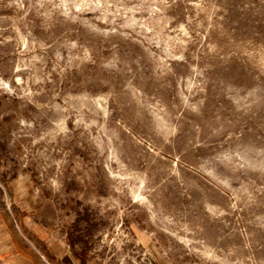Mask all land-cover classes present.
I'll return each mask as SVG.
<instances>
[{"label": "rangeland", "instance_id": "1", "mask_svg": "<svg viewBox=\"0 0 264 264\" xmlns=\"http://www.w3.org/2000/svg\"><path fill=\"white\" fill-rule=\"evenodd\" d=\"M0 264H264V0H0Z\"/></svg>", "mask_w": 264, "mask_h": 264}]
</instances>
